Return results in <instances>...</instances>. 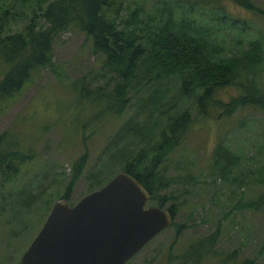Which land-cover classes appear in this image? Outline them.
Returning <instances> with one entry per match:
<instances>
[{
  "label": "rangeland",
  "instance_id": "obj_1",
  "mask_svg": "<svg viewBox=\"0 0 264 264\" xmlns=\"http://www.w3.org/2000/svg\"><path fill=\"white\" fill-rule=\"evenodd\" d=\"M250 1L253 11L232 0H125L121 15L131 13L128 19L139 25L146 46L155 28L169 18L191 21L189 32L202 30L210 36L221 66L236 60L239 65L236 73L241 77L230 78L216 91L217 98L227 100L242 92L238 82L245 75L264 88V0ZM221 12L226 17L218 20ZM146 62L150 63L148 57ZM102 63L92 40L71 28L54 42L53 67L33 73L19 95L0 103V133L14 134L20 147L33 153L17 175L7 180L0 175V264H19L52 202L67 190L81 157L85 163L70 189V204L121 171L124 157L133 151L126 149L127 143L142 135L134 128L162 121L165 107L157 106L172 99V110L190 109L192 115V123L162 165L166 186L158 194L168 198L166 206L174 205L176 214L171 225L126 264H264V107L247 106L229 116L215 113L206 121L196 115L194 105L200 90L193 87L194 93L183 94L179 88L185 75H165L155 68L159 76L130 90V102L118 118L101 119L95 127L85 124L88 136L83 137L80 124L106 104L79 101L72 84L85 76L88 89L100 84L107 90ZM218 145L221 155L216 154ZM97 172L99 183L93 177ZM22 190L40 194L24 199ZM258 200L254 207L251 203ZM211 234L215 235L210 238ZM203 240L206 252L200 246Z\"/></svg>",
  "mask_w": 264,
  "mask_h": 264
},
{
  "label": "trees",
  "instance_id": "obj_2",
  "mask_svg": "<svg viewBox=\"0 0 264 264\" xmlns=\"http://www.w3.org/2000/svg\"><path fill=\"white\" fill-rule=\"evenodd\" d=\"M232 1L246 10L256 9L250 0ZM124 3L125 0H0V103L19 95L33 73L42 68H52L55 40L59 34L75 28L92 40L94 53L103 57L100 74L106 79L103 83L107 87L104 90L98 84L94 89H88L85 76L72 84L79 101L106 104L103 110L98 112L97 109L87 121L79 123L83 137L88 136L85 124L95 127L101 119L118 118L130 102V90L142 80L148 84L152 75L159 76L153 73L155 68L164 71L165 75H185L179 88L183 94H190L193 87L200 90L195 96L194 105L196 115H202L206 121L216 115L229 116L247 106L264 107V88H260L249 75L238 82L242 89L240 94L227 100L215 96L216 91L230 78L241 77L240 71L236 73L239 65L236 60L228 67H222L223 61L212 53L215 41L204 33L202 35V30L189 32L191 21L175 22L169 18L163 26L155 28V36L146 46L139 34V25L128 19L131 13L121 15L126 10ZM223 17L226 16L221 12L218 20ZM224 22L236 24L230 20ZM147 57L150 63L146 62ZM163 103V106H157L159 110L165 107L162 121L157 124L152 120L134 128L142 135H138V140L127 143L126 149L130 147L133 151L124 157L121 171L134 176L146 188L150 195L148 202L168 209L174 218L175 206H166L168 198L158 194L166 186L162 165L172 149L180 143L185 129L192 123V115L190 109L180 111L177 107L172 110L175 104L173 99L158 105ZM15 139L17 137L8 131L0 133V175L3 180L17 175L22 170L21 166L33 159L31 150L20 147ZM220 150L218 145L217 155H221ZM131 155H134L133 159H130ZM84 163L83 156L73 166L63 198H68ZM99 176L98 172L93 175L97 183ZM35 194L40 192L22 190L21 195L31 200ZM260 201L251 204L257 207ZM214 235L211 234L210 238ZM213 242L214 239L210 244ZM200 246L205 252L209 250L204 240Z\"/></svg>",
  "mask_w": 264,
  "mask_h": 264
},
{
  "label": "water",
  "instance_id": "obj_3",
  "mask_svg": "<svg viewBox=\"0 0 264 264\" xmlns=\"http://www.w3.org/2000/svg\"><path fill=\"white\" fill-rule=\"evenodd\" d=\"M149 197L120 171L73 204L54 200L19 264H126L173 221L168 209L147 206Z\"/></svg>",
  "mask_w": 264,
  "mask_h": 264
}]
</instances>
